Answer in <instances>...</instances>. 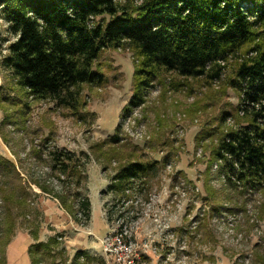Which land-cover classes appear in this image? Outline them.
<instances>
[{
	"label": "trees",
	"instance_id": "1",
	"mask_svg": "<svg viewBox=\"0 0 264 264\" xmlns=\"http://www.w3.org/2000/svg\"><path fill=\"white\" fill-rule=\"evenodd\" d=\"M0 7L16 37L0 67L25 97L22 110L29 109V102L48 101L86 122L90 113L84 110V86H108L117 75L104 69L102 56L127 49L132 52L134 73L133 93L123 108L126 116L146 104L150 89L167 81L171 88L183 89L187 81L214 82L221 84L224 93L226 88L238 93V107L227 103L215 117L218 127L205 138L215 143L208 173L218 165L230 188L264 192V0H0ZM1 102L9 100L4 97ZM229 119L234 125L226 127ZM0 126L1 131L8 126L20 132L25 128L19 117L8 115ZM120 130L121 124L108 141L111 145L123 142ZM2 134L8 140L7 133ZM36 144L37 161L48 162L59 181L69 177L76 189L60 191L33 182L57 197L85 226L92 219L88 176L83 175L89 161L56 146ZM101 153L108 165L105 159L110 157ZM156 169L157 162L121 163L106 192L128 200V192L148 185ZM31 197L14 163L0 153V264H5L16 219L27 220L33 208ZM107 207L105 203L111 220ZM32 225L30 233L38 241L40 223L33 220ZM60 245L57 236L47 243H33L31 264L70 260V264H93L95 259L85 250L70 259L66 251L53 249ZM262 260L259 264H264Z\"/></svg>",
	"mask_w": 264,
	"mask_h": 264
},
{
	"label": "rangeland",
	"instance_id": "2",
	"mask_svg": "<svg viewBox=\"0 0 264 264\" xmlns=\"http://www.w3.org/2000/svg\"><path fill=\"white\" fill-rule=\"evenodd\" d=\"M15 39L0 7V59ZM101 63L117 78L103 88L84 86V110L91 115L86 122L48 101L29 102V109L22 110L25 97L0 67V125L7 115L19 117L25 124L21 132L14 126L0 128V153L16 166L22 184L32 194L33 207L26 216L28 221L16 219L5 264H31L30 246L47 243L54 236L61 245L53 249L66 251L70 259L78 250H85L95 259L93 264H114L102 246L114 230L124 233L141 264L262 262L264 192L230 188L218 165L208 173L215 143L213 138H205L218 127L215 117L218 119L227 103L238 107V93L231 88L224 93L221 84L214 82L187 81L183 89L171 88L167 81L150 89L146 104L126 116L123 108L133 93L132 52L107 51ZM4 97L9 103L1 102ZM119 124L123 142L113 146L108 141ZM232 125L234 120L229 119L226 127ZM36 143L51 149L56 146L89 161L83 175L88 176L92 219L85 226L74 220L57 197L33 182L60 191L76 189L69 177L59 181L48 162L37 161ZM101 151L110 157L105 159L108 165ZM128 161L157 162V169L148 185L128 192L127 200L106 191L118 166ZM33 220L40 223L38 241L30 233Z\"/></svg>",
	"mask_w": 264,
	"mask_h": 264
},
{
	"label": "built area",
	"instance_id": "3",
	"mask_svg": "<svg viewBox=\"0 0 264 264\" xmlns=\"http://www.w3.org/2000/svg\"><path fill=\"white\" fill-rule=\"evenodd\" d=\"M102 246L105 254L112 256L114 264H141L138 261L139 255L133 250L132 245L125 241L123 232L114 230L102 241Z\"/></svg>",
	"mask_w": 264,
	"mask_h": 264
}]
</instances>
